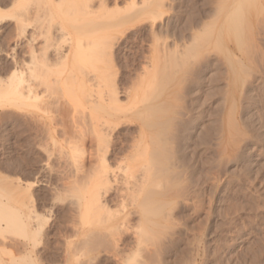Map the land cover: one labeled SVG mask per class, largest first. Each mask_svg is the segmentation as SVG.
Returning <instances> with one entry per match:
<instances>
[{
	"label": "rangeland",
	"instance_id": "rangeland-1",
	"mask_svg": "<svg viewBox=\"0 0 264 264\" xmlns=\"http://www.w3.org/2000/svg\"><path fill=\"white\" fill-rule=\"evenodd\" d=\"M231 1L0 0V264H264V0L240 42Z\"/></svg>",
	"mask_w": 264,
	"mask_h": 264
},
{
	"label": "bare ground",
	"instance_id": "bare-ground-1",
	"mask_svg": "<svg viewBox=\"0 0 264 264\" xmlns=\"http://www.w3.org/2000/svg\"><path fill=\"white\" fill-rule=\"evenodd\" d=\"M244 1V0H243ZM242 0H232L231 1V3H230V5H228V8L225 10V13H224V10H223V13L225 14V20L224 21H226L227 22V24L230 26V28H231V30H233V32H234V36L236 37V40H238L239 39V41L238 42H240V40H242V29H243V26H244V23H243V16H242V10H241V5H242ZM227 4H229V2L227 3ZM235 4V5H234ZM234 8L235 6L237 7V6H239L238 8V12H237V10L236 9H233L232 7ZM244 6V5H243ZM255 6V5H254ZM235 7V8H236ZM230 8H232L233 9V11L235 12V10H236V12L234 13V12H232V13H230L229 14V12H231V11H229V9ZM243 9V8H242ZM247 11V10H246ZM234 13V14H233ZM244 15V14H243ZM245 22V21H244ZM225 22H223V24H224ZM249 25V24H248ZM238 38V39H237ZM171 62H173V60H175V58L174 57H172L171 58ZM16 91V90H15ZM105 178H107V177H109V174L107 175H105L104 176Z\"/></svg>",
	"mask_w": 264,
	"mask_h": 264
}]
</instances>
